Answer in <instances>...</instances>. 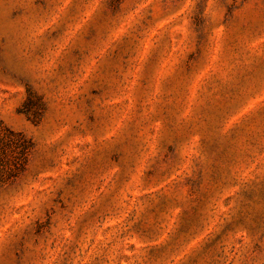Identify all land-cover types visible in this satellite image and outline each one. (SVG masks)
Listing matches in <instances>:
<instances>
[{"label":"rangeland","instance_id":"rangeland-1","mask_svg":"<svg viewBox=\"0 0 264 264\" xmlns=\"http://www.w3.org/2000/svg\"><path fill=\"white\" fill-rule=\"evenodd\" d=\"M0 125V264H264V0H0Z\"/></svg>","mask_w":264,"mask_h":264},{"label":"trees","instance_id":"trees-1","mask_svg":"<svg viewBox=\"0 0 264 264\" xmlns=\"http://www.w3.org/2000/svg\"><path fill=\"white\" fill-rule=\"evenodd\" d=\"M6 139L7 141H4ZM0 147L10 149L13 155L14 164L24 160V155L30 148L29 142L24 137L12 130L0 125Z\"/></svg>","mask_w":264,"mask_h":264}]
</instances>
